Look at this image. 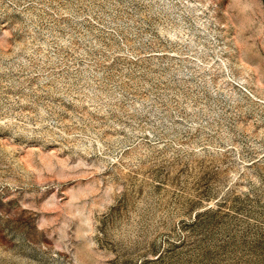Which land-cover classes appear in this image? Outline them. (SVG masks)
<instances>
[{
	"label": "rangeland",
	"instance_id": "1",
	"mask_svg": "<svg viewBox=\"0 0 264 264\" xmlns=\"http://www.w3.org/2000/svg\"><path fill=\"white\" fill-rule=\"evenodd\" d=\"M0 264H264V0H0Z\"/></svg>",
	"mask_w": 264,
	"mask_h": 264
}]
</instances>
